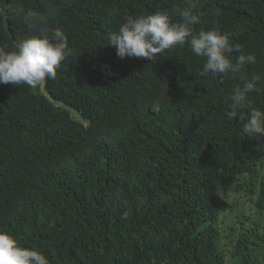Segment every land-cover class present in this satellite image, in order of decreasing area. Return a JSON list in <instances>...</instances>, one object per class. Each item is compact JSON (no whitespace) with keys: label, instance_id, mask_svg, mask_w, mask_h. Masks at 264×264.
<instances>
[{"label":"trees","instance_id":"16d2710c","mask_svg":"<svg viewBox=\"0 0 264 264\" xmlns=\"http://www.w3.org/2000/svg\"><path fill=\"white\" fill-rule=\"evenodd\" d=\"M16 2L46 14L73 54L43 89L0 85V231L50 264H264L258 222L227 255L215 192L238 185L264 213V140L226 114L232 88L253 77L245 117L264 109V0H199L194 34L218 26L256 57L235 77L206 75L188 42L153 61L108 45L128 17L184 0ZM34 34L0 19L9 51Z\"/></svg>","mask_w":264,"mask_h":264},{"label":"clouds","instance_id":"9594fccd","mask_svg":"<svg viewBox=\"0 0 264 264\" xmlns=\"http://www.w3.org/2000/svg\"><path fill=\"white\" fill-rule=\"evenodd\" d=\"M199 0H184L183 6L157 10L147 15L128 17L108 37L121 59L144 58L153 61L157 56L179 45L189 43L192 53L203 58V72L212 77H235L246 66L256 63L253 54H245L240 45L230 43L229 36L218 26L193 32L201 17ZM21 19L35 34L19 41L14 50L0 46V85L11 84L37 87L46 80H55L62 62L73 53L65 33L51 28L47 15L41 10L25 8L16 0L0 2V19ZM238 53V55H236ZM258 78L244 80L231 90L227 116L243 121L246 136L264 140V109H249V94L258 91ZM264 151V144H257ZM0 264H50L48 257L35 248L22 246L17 239L0 231Z\"/></svg>","mask_w":264,"mask_h":264},{"label":"rangeland","instance_id":"374dc122","mask_svg":"<svg viewBox=\"0 0 264 264\" xmlns=\"http://www.w3.org/2000/svg\"><path fill=\"white\" fill-rule=\"evenodd\" d=\"M42 83L40 84L41 89H43ZM72 114L76 118L79 116L74 110H72ZM260 169L264 174V165ZM215 192L220 211L218 230L222 237L221 244L226 249L228 255L227 249H231L230 244L239 232L249 228L255 222L260 223V227L263 230L264 213H258L252 202L248 199V193L238 185H220ZM226 203L227 205H225Z\"/></svg>","mask_w":264,"mask_h":264}]
</instances>
